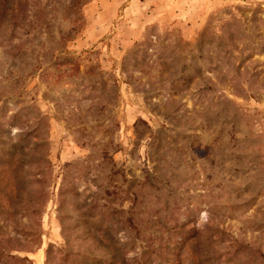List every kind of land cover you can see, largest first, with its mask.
Masks as SVG:
<instances>
[{
	"label": "rangeland",
	"instance_id": "374dc122",
	"mask_svg": "<svg viewBox=\"0 0 264 264\" xmlns=\"http://www.w3.org/2000/svg\"><path fill=\"white\" fill-rule=\"evenodd\" d=\"M0 264H264V0H0Z\"/></svg>",
	"mask_w": 264,
	"mask_h": 264
}]
</instances>
